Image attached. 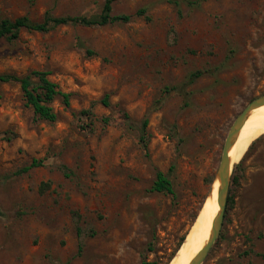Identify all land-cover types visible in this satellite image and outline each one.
<instances>
[{"label": "rangeland", "instance_id": "374dc122", "mask_svg": "<svg viewBox=\"0 0 264 264\" xmlns=\"http://www.w3.org/2000/svg\"><path fill=\"white\" fill-rule=\"evenodd\" d=\"M104 3L0 0V20L93 15ZM141 8L149 19L0 40V74L47 70L71 93L51 122L18 83L0 82V264H171L208 207L228 130L264 94V0H117L113 12ZM173 165L176 197L150 192ZM231 183L203 264H264V133Z\"/></svg>", "mask_w": 264, "mask_h": 264}, {"label": "trees", "instance_id": "16d2710c", "mask_svg": "<svg viewBox=\"0 0 264 264\" xmlns=\"http://www.w3.org/2000/svg\"><path fill=\"white\" fill-rule=\"evenodd\" d=\"M117 0H105L102 10L98 14L93 15H54L47 12L42 22L33 21L28 16L18 17L16 19L3 18L0 20V40L7 39L13 41L19 38L20 31L25 28L33 31L48 32L59 25H83V26H101L111 23H126L135 17L145 16L148 18L147 9L141 8L135 13L115 14L113 12L114 3ZM190 4L196 2L188 1ZM176 4H179L177 1ZM149 19V18H148ZM89 53L93 51L89 50ZM203 75V71L198 70L192 72L188 83L194 82L197 78ZM0 82H13L21 86L23 96L29 106H31L35 114L41 118L51 122L58 119V113L55 111L53 102L61 98L62 102L69 107L71 105V93L64 92L60 89L58 83L50 78V73L47 70H33L26 75H17L13 73L0 74ZM184 88V87H183ZM168 89V88H166ZM167 93L168 91L165 90ZM183 95L187 98L188 92ZM187 102V101H186ZM104 103L108 105L107 99ZM188 103V102H187ZM90 114V113H89ZM127 119L130 118L127 116ZM149 118L145 117L142 121L140 143L146 153H149ZM42 161L34 159L31 164L23 167L17 173H25L32 168L40 166ZM63 168H65L63 166ZM174 165L169 172L157 170L156 178L150 187V192L169 194L176 197V190L171 174L174 171ZM232 186V183H231ZM232 200L231 188L228 203ZM183 242V241H182ZM144 264H156L145 261Z\"/></svg>", "mask_w": 264, "mask_h": 264}, {"label": "bare ground", "instance_id": "6f19581e", "mask_svg": "<svg viewBox=\"0 0 264 264\" xmlns=\"http://www.w3.org/2000/svg\"><path fill=\"white\" fill-rule=\"evenodd\" d=\"M264 133V106L255 108L249 115V118L243 125L235 144L230 151L232 163L238 162L252 141L259 135ZM213 193L209 199L208 207L203 210L200 218L188 235L177 256L171 264H182L187 257L192 256L185 264H189L194 256L200 251L208 240L213 221L219 212V204L217 200L219 182L213 185Z\"/></svg>", "mask_w": 264, "mask_h": 264}, {"label": "water", "instance_id": "95a60500", "mask_svg": "<svg viewBox=\"0 0 264 264\" xmlns=\"http://www.w3.org/2000/svg\"><path fill=\"white\" fill-rule=\"evenodd\" d=\"M261 106H264V94L251 100L242 109V111L235 117L234 121L232 122L228 130V133L224 141L220 161L216 170L215 178L209 194L210 196L213 190V185L215 184L216 181H218L219 187H218L217 200L219 204V212L217 213L213 221L211 233L208 240L206 241L204 246L200 249V251L194 256V258L191 260L189 264H203L209 252L211 251L212 247L214 246V244L216 243L217 239L221 234L222 227L224 224L229 194H230L232 174L234 168V163H232L230 157V151L233 145L235 144L243 125L249 118L250 113L255 108Z\"/></svg>", "mask_w": 264, "mask_h": 264}]
</instances>
